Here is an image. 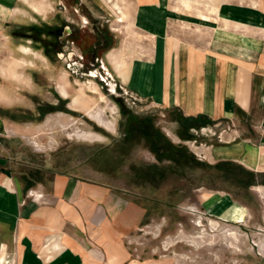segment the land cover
Instances as JSON below:
<instances>
[{
	"label": "rangeland",
	"instance_id": "obj_1",
	"mask_svg": "<svg viewBox=\"0 0 264 264\" xmlns=\"http://www.w3.org/2000/svg\"><path fill=\"white\" fill-rule=\"evenodd\" d=\"M256 4L264 0H18L0 39V104L12 122L8 172L24 195L52 190L63 177L107 204L108 213L140 207L144 218L123 238L142 264H264V173L225 153L263 148L264 131L244 112L187 121L201 115L188 117L124 81L130 75L137 86L145 71L151 78L160 70V36L168 46L173 39L209 46L218 20ZM116 6L127 14L123 22ZM64 27L80 43L99 42L98 58L90 52L78 59L77 43L59 45ZM74 98L102 108L110 128L84 107L71 108ZM225 194L246 208L226 201L209 211L208 200Z\"/></svg>",
	"mask_w": 264,
	"mask_h": 264
},
{
	"label": "crops",
	"instance_id": "obj_2",
	"mask_svg": "<svg viewBox=\"0 0 264 264\" xmlns=\"http://www.w3.org/2000/svg\"><path fill=\"white\" fill-rule=\"evenodd\" d=\"M17 7L18 0H0V39L16 17ZM230 13L233 20L220 19L214 26L216 34L209 46L178 39L168 46L160 36V70L151 78L145 71L137 86L130 75L131 81H124L142 94L154 91L156 97L145 95L188 117L232 120L244 112L256 129L264 131V5ZM157 57L144 64H155ZM2 107L0 104V264H142L132 260L123 238L144 218L140 207L129 204L122 211L109 212L110 217L107 204H100L90 194L82 195L79 182L63 177L56 178L52 190L32 189L24 195L8 172L4 149L12 122L3 117ZM225 153L264 173V147L257 150L247 144ZM226 201L246 208L225 194L208 200L209 211Z\"/></svg>",
	"mask_w": 264,
	"mask_h": 264
},
{
	"label": "flooded vegetation",
	"instance_id": "obj_3",
	"mask_svg": "<svg viewBox=\"0 0 264 264\" xmlns=\"http://www.w3.org/2000/svg\"><path fill=\"white\" fill-rule=\"evenodd\" d=\"M90 38H91V41L94 40L93 37H90ZM58 41H59V45H61L62 47L65 46L66 42H69L70 44H76V43L79 44L80 48L83 49L84 55H83V57H78V59H84V57H86L90 52L94 53L97 56V52L100 48V46L98 44L99 42H96V41L94 43H91L90 45H88L83 39V40H81L82 42L80 43V36H77L75 34V32L70 29V27H64L63 28L61 35L58 36ZM48 43H50V42H48ZM81 44H84L85 46L83 47V45H81ZM52 46H54V45H52ZM49 47H51L50 44H49ZM102 48H104V47H102ZM68 55H69V57L73 58L75 56V52L70 51L67 53V56ZM60 56L63 57V54ZM97 58H98V56H97ZM72 62H73V60H72Z\"/></svg>",
	"mask_w": 264,
	"mask_h": 264
},
{
	"label": "bare ground",
	"instance_id": "obj_4",
	"mask_svg": "<svg viewBox=\"0 0 264 264\" xmlns=\"http://www.w3.org/2000/svg\"><path fill=\"white\" fill-rule=\"evenodd\" d=\"M111 2H114V0H109ZM116 8L119 10L120 14H121V18L119 19V22H123L124 19L126 18L127 14L122 11V9L118 6H116ZM128 13V12H127ZM126 20V19H125ZM26 50V49H25ZM26 52V51H25ZM113 56L112 54L110 55V58L112 59ZM116 58V57H115ZM65 87V86H64ZM62 93H64L65 95V91L62 90ZM79 97V96H78ZM83 100V99H82ZM85 102V100H84ZM102 102L103 103H106V100L104 98V96L102 95ZM71 108L73 109H82L84 107V110L85 112L87 113V115L92 119L94 120L95 122H97L101 127H104V128H110V125L109 123L106 121V118H105V113H104V110L101 108V110L97 109V110H94L92 108L93 104H89V105H84L83 103H81V100L80 99H75L72 101V103L70 104Z\"/></svg>",
	"mask_w": 264,
	"mask_h": 264
},
{
	"label": "trees",
	"instance_id": "obj_5",
	"mask_svg": "<svg viewBox=\"0 0 264 264\" xmlns=\"http://www.w3.org/2000/svg\"><path fill=\"white\" fill-rule=\"evenodd\" d=\"M203 115L199 116L198 118H188L187 121H190V122H195V121H199L201 119Z\"/></svg>",
	"mask_w": 264,
	"mask_h": 264
}]
</instances>
